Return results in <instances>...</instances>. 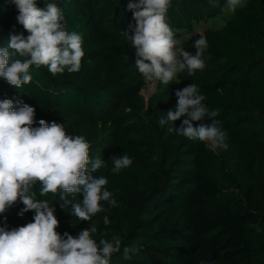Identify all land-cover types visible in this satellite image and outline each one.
<instances>
[{
	"label": "trees",
	"instance_id": "obj_1",
	"mask_svg": "<svg viewBox=\"0 0 264 264\" xmlns=\"http://www.w3.org/2000/svg\"><path fill=\"white\" fill-rule=\"evenodd\" d=\"M127 1L51 0L62 10L66 29L82 35L80 71L53 75L46 66H32V82L21 88L0 78V100L11 99L17 108L33 107V127L41 119L62 125L64 114L96 112L110 91L118 97L142 80V74L130 69L105 79L99 67L101 61L117 57L124 65L137 59L136 48L124 35L133 36L136 25ZM37 6L44 9L45 0H37ZM17 15L15 5L0 0V48L13 34H30ZM112 25L120 27L122 37ZM206 39L209 71L193 84L205 96L207 108L217 112L222 129L248 145L226 155L234 164L230 178L203 164L206 147L200 140L165 128L156 135L139 121L129 134L121 133L109 160L93 173L108 179L105 187L117 207L102 201L105 211L81 221L71 214L70 205L61 207L59 194L40 197V183L33 186L37 198L47 199L55 209L61 236L67 232L76 237L93 226L97 242L120 236L121 250L110 264H264V152L254 146H264V0H249L227 26ZM203 122L210 123L207 118ZM125 153L133 163L113 174V158ZM75 199L82 203V193ZM23 207L18 200L0 214V227L12 230L33 222L34 211L18 215ZM104 216L111 222L107 226ZM128 246L138 250L125 260L123 249Z\"/></svg>",
	"mask_w": 264,
	"mask_h": 264
},
{
	"label": "clouds",
	"instance_id": "obj_2",
	"mask_svg": "<svg viewBox=\"0 0 264 264\" xmlns=\"http://www.w3.org/2000/svg\"><path fill=\"white\" fill-rule=\"evenodd\" d=\"M15 5L17 22L30 33L10 36L6 47L0 48V78L9 85L21 88L32 82L30 68L46 66L53 75L65 71H80L85 53L82 35L69 32L62 10L51 0H45V8L37 6V0H9ZM171 0H129L127 9L136 21L134 35L130 39L136 48V69L146 84L162 82L167 85L178 73L187 70L189 76L204 68L202 59L208 42L203 34L194 42L195 55L181 47L167 23ZM242 6V0H226L224 10L234 13ZM18 57H23L20 59ZM222 63L224 61H221ZM175 110L167 111L166 118L158 123L163 126L184 118L176 129L191 140L206 142L213 149H227V133L216 111H210L203 103L197 85L189 84L178 89ZM35 109L27 104L15 107L11 99L0 100V214L18 200L24 205L18 215L34 211L33 222L8 230L0 227V264H110L114 253L121 250V238L113 234L111 239L92 238L97 227L82 230L73 237L57 232L59 220L47 199H38L33 186L39 182V196L60 195L62 208L71 206V214L81 221H89L105 211L102 201L111 207L118 203L113 193L106 189L108 179L93 173L104 166L100 158L90 160V144L81 135H68L64 126L41 119L39 127H33ZM207 118L210 123L193 125ZM133 159L126 153L113 158V174L129 167ZM90 165V167H89ZM83 200L76 202V194ZM68 195L73 199L69 200ZM111 222L104 216L103 224ZM138 249L124 247L123 258L131 259Z\"/></svg>",
	"mask_w": 264,
	"mask_h": 264
},
{
	"label": "rangeland",
	"instance_id": "obj_3",
	"mask_svg": "<svg viewBox=\"0 0 264 264\" xmlns=\"http://www.w3.org/2000/svg\"><path fill=\"white\" fill-rule=\"evenodd\" d=\"M248 1L242 0V6L231 13L224 10L226 0H171L166 19L176 38L180 39V46L195 55L193 45L200 38V34L206 37L207 34H214L216 30L227 26L239 10L246 8ZM127 2L129 3V1ZM112 29L118 37H122L123 31L119 26L112 25ZM207 49L202 57L204 62L207 61ZM135 61L136 59L130 65H124L118 57L109 61H101L99 63L100 72L105 75V79L113 75L117 76L123 70L130 69L137 73ZM204 64V68L196 70L194 75L189 76L187 70L178 73L167 85L162 82H155V85L152 86L146 84L142 79L133 82L130 89H125L118 97H115L110 91L109 100L105 106L96 112L86 111L85 116L66 113L63 115L62 126H64L67 134L74 132L75 135L84 136L90 144V160L100 158L104 164L109 160L111 151L120 139L121 133L129 134L131 127L139 121L148 124L156 132V135L162 128L178 134L176 129L181 126L183 117L174 122H167L163 126L158 121L161 118H166L167 111L175 110L178 100L175 93L178 89L193 84L196 79L209 71L208 63ZM105 84L109 85L106 82ZM115 114L118 115L114 117ZM200 123L204 122L193 121L194 126H198ZM178 135L184 137L181 134ZM203 143L206 147L203 164L209 169L217 167V172L222 173L227 178L232 176L234 164L226 158V155H230L233 151L239 153L243 151L242 149H248L247 143L244 144L236 137L228 134L225 140L228 145L227 149L213 150L206 142ZM254 146L257 148L259 146L260 151L264 152L263 145L254 144Z\"/></svg>",
	"mask_w": 264,
	"mask_h": 264
}]
</instances>
